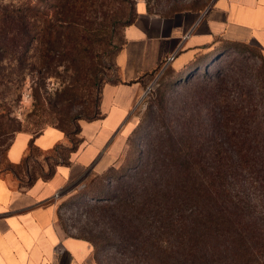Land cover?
<instances>
[{
  "label": "rangeland",
  "instance_id": "374dc122",
  "mask_svg": "<svg viewBox=\"0 0 264 264\" xmlns=\"http://www.w3.org/2000/svg\"><path fill=\"white\" fill-rule=\"evenodd\" d=\"M10 1L26 0H0V3ZM137 1L63 0L57 9L38 16L36 33L40 42L29 51L25 61L8 56L1 58L0 177L10 178L15 185H20L16 179L25 176L22 172L17 174L19 169L12 166L5 155L15 131L33 134L46 126L61 125L74 132L66 144L78 145L80 122L100 116L101 87L119 81L116 54L124 43V29L135 14ZM144 1L156 13H163L175 4L209 2ZM44 39L47 44L42 42ZM211 55L213 59L207 64L197 66L182 79L164 63L147 75L130 115L118 129V132L125 131L126 136L133 128L126 144L124 138L115 144L114 148L121 154L113 165L117 168L126 155L129 166L140 167L146 151L156 142V135L165 129L160 119L167 121L171 116L179 119L183 114L194 116L198 108L200 117L210 120L219 115L224 103L231 114L240 111L246 118L229 129L228 134L233 132L234 137L223 145L236 154L240 165L237 190L243 208L238 210L241 212L238 221L225 227L224 234L219 236L221 243L215 251L219 250L220 254L212 255V264H264V165H255L249 170L240 161L243 154L250 157L264 154V55L252 44H224ZM212 83L217 84L214 91L220 87L225 96L216 94L215 102L195 106L196 99L205 93L204 88ZM158 100L165 106L162 113L158 110ZM107 108L111 111L109 119L116 123L123 114L117 107ZM93 109L98 113H93ZM169 126L176 127L174 123ZM208 131L216 135L217 140L223 135L221 129L209 127ZM87 148L89 143H85L81 156ZM65 154L64 149L51 152L45 164L43 154L33 152L37 163L32 162L30 169H34L33 174L41 166L47 171L54 161L63 160ZM132 170L126 167L123 171L128 174ZM119 172L103 180L92 173L88 178L82 175L61 188L53 197L58 225L68 235L90 238L98 244L93 249V264H196L192 256L187 259L178 255L181 248L174 249L171 244L168 249L160 250L150 239L145 242L136 239L126 245L118 242L120 227L113 216L123 214V209L120 204H111L109 197L117 191ZM105 184L108 187L106 199L96 202L86 196L87 188L104 190ZM108 202L109 207L103 206ZM151 231L154 232L152 227L145 233L153 237ZM164 244L168 247L169 243Z\"/></svg>",
  "mask_w": 264,
  "mask_h": 264
},
{
  "label": "crops",
  "instance_id": "0c3cea01",
  "mask_svg": "<svg viewBox=\"0 0 264 264\" xmlns=\"http://www.w3.org/2000/svg\"><path fill=\"white\" fill-rule=\"evenodd\" d=\"M182 4L184 9L163 15L148 12L145 1H137L135 18L125 27L124 43L116 54L119 81L101 87V115L80 122V141L68 153L66 163L48 166L51 174L47 178L38 174L33 178L18 177L20 185L0 177V264H93L91 242L66 234L58 225L53 197L82 175L102 174L116 167L113 164L121 153L114 146L122 138L126 144L133 128L126 136L118 129L130 115L147 77L144 74L158 68L171 54L170 65L179 70L222 47L224 42L252 44L264 55V0ZM107 106L117 107L123 114L116 123L109 119L111 111ZM66 140L65 133L55 126L33 134L18 130L10 138L5 155L12 166H18L36 152L43 154L42 162L47 164V152L58 144L67 145ZM85 143H89V149L81 156ZM31 159L37 160V156ZM122 161L123 158L118 166ZM41 170L45 171L43 166Z\"/></svg>",
  "mask_w": 264,
  "mask_h": 264
},
{
  "label": "trees",
  "instance_id": "16d2710c",
  "mask_svg": "<svg viewBox=\"0 0 264 264\" xmlns=\"http://www.w3.org/2000/svg\"><path fill=\"white\" fill-rule=\"evenodd\" d=\"M62 1L26 0L25 2L0 3V60L8 56L17 58L20 62L25 61L29 51L40 42L36 33L38 16L57 9ZM185 7L182 3L175 4L163 12V15ZM146 8L148 12H154L147 3ZM135 14L128 23L134 20ZM42 42L47 44L46 39ZM224 44L244 45L240 42H224L222 47ZM212 52L179 70L170 65L171 61L166 65H170L172 71L179 74V78L182 79L197 66L207 64L213 59ZM155 70L144 75H150ZM215 85L217 84L212 83L207 89L204 88L205 93L196 99L194 105L215 102L216 94L218 97L225 96L220 87L214 91ZM224 104L219 115L210 120L201 118L198 108L194 116L183 114L179 119L173 116L167 121L160 119L162 123L160 125L165 129L156 135V142L152 144L150 151H146V157L140 167L129 166L124 155L122 163L117 168L111 167L108 172L94 174L95 178L103 180L111 179L120 171L116 185L118 192L112 193L109 197L111 204H120L123 209V214L113 216L120 227L118 242L126 245L136 239L141 242L150 239L160 250L168 249L171 244L174 249L181 248L178 255L187 259L192 256L196 264H212L214 260L212 255L217 253L215 257H218L220 251L215 250L221 243L219 236L224 234L225 227L238 221L241 213L238 210L243 208L239 203L240 196L237 190L240 165L236 154L223 143L227 139H233L234 134L233 132L228 134L229 129L235 128V123L243 122V118L246 117L236 109H234L236 113L231 114L228 106ZM157 106L162 113L165 107L163 102L158 100ZM93 113H98L97 109H93ZM173 123L176 125L175 128L169 126ZM52 126L61 129L67 139L74 134V132L71 133L72 130L69 131L64 126ZM209 127L221 129L223 135L218 136L219 140L216 139V135L208 131ZM78 128L80 129V125ZM79 141L78 138L77 142ZM76 147L77 144L74 146L58 144L48 151L44 158L49 161L51 152L64 149L66 150L64 159L54 161L52 164L66 163L68 153ZM32 156L33 153L17 166L19 169L17 174L22 172L27 178H33L37 174L44 178L49 177L50 168L43 171L39 167L38 172L33 174L34 169H30L31 163H37V160L31 159ZM240 161H242L241 165L249 170L255 165L261 167L264 165V154L253 157L243 154ZM126 167L133 169L132 172L125 174L123 170ZM90 174H85L83 178H88ZM106 184L105 191L87 188L86 196L96 202L106 199L105 195L108 193ZM111 204L108 202L103 206L109 207ZM151 227L154 230V232L151 231L153 237L145 233ZM85 239L91 242L93 249L97 247L98 244L95 241L90 238ZM164 243H169L168 247Z\"/></svg>",
  "mask_w": 264,
  "mask_h": 264
},
{
  "label": "built area",
  "instance_id": "2783aa9c",
  "mask_svg": "<svg viewBox=\"0 0 264 264\" xmlns=\"http://www.w3.org/2000/svg\"><path fill=\"white\" fill-rule=\"evenodd\" d=\"M172 59H173V54H171L170 56H168L167 60L165 59L164 64H167Z\"/></svg>",
  "mask_w": 264,
  "mask_h": 264
}]
</instances>
